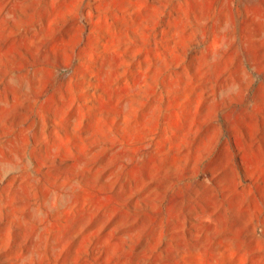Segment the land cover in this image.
Instances as JSON below:
<instances>
[{
	"label": "rangeland",
	"instance_id": "374dc122",
	"mask_svg": "<svg viewBox=\"0 0 264 264\" xmlns=\"http://www.w3.org/2000/svg\"><path fill=\"white\" fill-rule=\"evenodd\" d=\"M0 264H264V0H0Z\"/></svg>",
	"mask_w": 264,
	"mask_h": 264
}]
</instances>
